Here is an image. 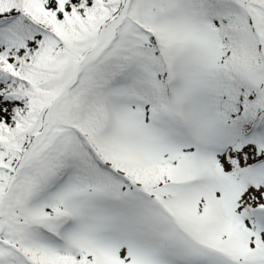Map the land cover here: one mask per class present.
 Returning <instances> with one entry per match:
<instances>
[{
    "label": "snow or ice",
    "instance_id": "1",
    "mask_svg": "<svg viewBox=\"0 0 264 264\" xmlns=\"http://www.w3.org/2000/svg\"><path fill=\"white\" fill-rule=\"evenodd\" d=\"M0 264H264V0H0Z\"/></svg>",
    "mask_w": 264,
    "mask_h": 264
}]
</instances>
